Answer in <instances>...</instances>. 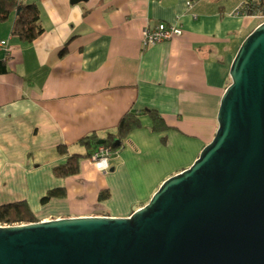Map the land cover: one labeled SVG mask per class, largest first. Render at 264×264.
<instances>
[{"label":"crops","instance_id":"crops-1","mask_svg":"<svg viewBox=\"0 0 264 264\" xmlns=\"http://www.w3.org/2000/svg\"><path fill=\"white\" fill-rule=\"evenodd\" d=\"M22 1L37 5L43 31L24 42L11 34L13 11L0 21V204L25 200L38 221L127 217L212 140L230 63L259 21L233 13L245 0ZM159 22L181 35L141 48L142 30ZM129 110L140 126L107 170L85 158L77 174L53 175L80 138L113 131ZM51 189L65 197L41 203Z\"/></svg>","mask_w":264,"mask_h":264},{"label":"water","instance_id":"water-1","mask_svg":"<svg viewBox=\"0 0 264 264\" xmlns=\"http://www.w3.org/2000/svg\"><path fill=\"white\" fill-rule=\"evenodd\" d=\"M228 74L212 140L144 205L0 225V264H264V21Z\"/></svg>","mask_w":264,"mask_h":264},{"label":"trees","instance_id":"trees-1","mask_svg":"<svg viewBox=\"0 0 264 264\" xmlns=\"http://www.w3.org/2000/svg\"><path fill=\"white\" fill-rule=\"evenodd\" d=\"M245 1L249 5L248 14L258 13L264 15V0ZM11 11L14 13L11 34L17 36L21 41L31 42L42 33L39 9L36 4L26 3L22 0H0V21L5 20ZM141 113H148L151 116L153 130H161L164 127L163 120L156 110L143 108ZM138 116L139 114L136 111L129 110L119 119L113 131H107L102 135L93 132L80 138L75 144L81 149V152L70 153L64 163L54 166L52 168L53 175L64 178L77 174L79 172V161L91 156L99 140H103V146L109 147L113 153L116 152L121 147L128 133L140 126ZM57 150L60 153H66L67 147L59 145ZM62 197H65L63 189H51L40 198V201L45 203L50 198ZM108 197L109 192L107 190L99 192V200H104ZM36 221H38L36 215L25 200L0 204V225H16Z\"/></svg>","mask_w":264,"mask_h":264},{"label":"built area","instance_id":"built-area-1","mask_svg":"<svg viewBox=\"0 0 264 264\" xmlns=\"http://www.w3.org/2000/svg\"><path fill=\"white\" fill-rule=\"evenodd\" d=\"M21 1V0H19ZM245 2H242L235 10L234 14H241L244 16H249L257 19L259 23L264 21V15L261 14H248V4ZM187 6H192V1L187 0ZM182 30L181 28L175 24V23H165V22H159L157 25H155L153 28H144L142 30V36H141V48L152 46L156 43L163 42L166 40L171 39L172 37L181 35ZM3 49L7 51V41L0 40V50ZM113 155V152L110 150L109 147L103 146V144H97L96 148L92 152L89 159L95 164L97 169L101 171H105L109 167V159Z\"/></svg>","mask_w":264,"mask_h":264},{"label":"rangeland","instance_id":"rangeland-1","mask_svg":"<svg viewBox=\"0 0 264 264\" xmlns=\"http://www.w3.org/2000/svg\"><path fill=\"white\" fill-rule=\"evenodd\" d=\"M6 201H3L2 203H8V202H13V201H9L8 199H5ZM8 200V201H7ZM16 201V200H15Z\"/></svg>","mask_w":264,"mask_h":264}]
</instances>
